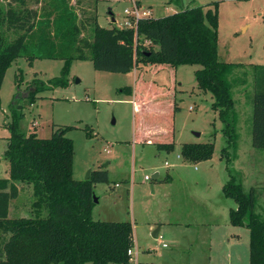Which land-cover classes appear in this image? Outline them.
Masks as SVG:
<instances>
[{
    "label": "rangeland",
    "instance_id": "obj_1",
    "mask_svg": "<svg viewBox=\"0 0 264 264\" xmlns=\"http://www.w3.org/2000/svg\"><path fill=\"white\" fill-rule=\"evenodd\" d=\"M56 1L0 0V8L12 6L22 16L36 12L38 20L46 22L56 18ZM67 1L86 40H91L95 18L102 27L124 28L128 21L125 12L133 9L134 3L141 12H150L151 18H162L182 8H212L217 2L219 60L241 64L230 78L237 149L229 150L232 162L228 164L223 155L227 145L224 126L212 108L214 98L200 90L196 81L200 65L181 66L174 75L171 69L157 75L149 71L148 79L161 84L171 81L169 73L176 79L177 90L172 91L171 102L160 99L145 103L136 113L128 91L121 92L135 86V69L129 74L105 73L97 71L91 61H73L66 84L52 87L50 82L62 77L63 60H36L30 66L25 58H19L8 69L0 92V179L9 176L5 152L14 112L21 116L19 131L25 135L36 132L48 139L59 128L74 127L66 133L74 141V179L85 180L89 171H108L107 183L94 184L98 202L92 217L95 221L132 224L135 261L250 264L249 230L231 224L230 212L237 204L225 197L223 187L234 177L246 192L254 189L257 213L264 218V151L254 148L252 131L253 66H264V0H180L182 8L169 5V0ZM244 26H249L247 31ZM23 33L11 31L6 36L13 40ZM145 46L151 45L145 42ZM17 80L21 82L20 92ZM38 81L45 84V90L32 102L28 90ZM158 93H152L153 99ZM149 139L154 143L147 144ZM157 143H174L175 149L161 151ZM207 143L215 145L211 160L184 161L183 145ZM18 186L19 196L10 205L12 219L33 214L32 187ZM48 214L45 210L42 217Z\"/></svg>",
    "mask_w": 264,
    "mask_h": 264
},
{
    "label": "trees",
    "instance_id": "obj_2",
    "mask_svg": "<svg viewBox=\"0 0 264 264\" xmlns=\"http://www.w3.org/2000/svg\"><path fill=\"white\" fill-rule=\"evenodd\" d=\"M179 3L169 0V4L182 8ZM56 6L55 20L46 22L38 20L36 12L22 16L12 6L0 8V92L8 69L19 58H25L30 66L36 60H63L62 77L51 81L52 87L66 84L73 61H91L97 71L115 74H128L142 65L171 69L174 75L179 66L200 65L196 81L200 90L214 98L212 108L223 123L227 143L223 155L231 164L229 150L236 151L239 136L230 78L241 64L219 60L217 2L212 8H182L162 18H141L132 28H105L95 18L91 40L81 37L77 15L67 0H57ZM11 31L24 33L9 40L6 35ZM146 41L150 47L145 46ZM253 69V146L264 151V66L254 65ZM17 82L20 92L21 82ZM44 87L42 82L32 83L27 97L35 102ZM126 90L128 95L133 94L131 87L121 92ZM173 90V86L139 77L136 113L145 103L160 99L171 102ZM153 92H159L155 99ZM20 120L14 112L5 152L9 179H0V264H133L129 254L134 248L132 224L95 221L92 217L94 184L107 183L108 171L92 172L82 181L74 179V141L66 136L74 127L59 128L51 138L43 139L36 132L21 133ZM153 143L147 140V144ZM157 148L171 152L175 144L157 143ZM214 152L215 145L207 143L185 144L181 153L184 161L201 163L211 160ZM18 184L32 187L33 214L12 219L10 205L19 196ZM223 192L237 204V209L230 212L231 224L249 230L250 264H264V218L256 210L255 190L246 192L243 184L231 177ZM45 210L49 214L42 217Z\"/></svg>",
    "mask_w": 264,
    "mask_h": 264
},
{
    "label": "crops",
    "instance_id": "obj_3",
    "mask_svg": "<svg viewBox=\"0 0 264 264\" xmlns=\"http://www.w3.org/2000/svg\"><path fill=\"white\" fill-rule=\"evenodd\" d=\"M136 1V0H135ZM168 4H169V2H168ZM169 5H171V4H169ZM177 12H179V11H177ZM115 22V21H114ZM249 26H244L243 27V30L244 29H246V31H247V28H248ZM245 31V32H246ZM146 43L147 44H150V42H148V41H146ZM156 49H158V47L156 46ZM182 66H185V65H182ZM179 67H181V66H179ZM178 67V68H179ZM164 70H166L167 71V69H165V68H158V69H153V68H151L150 66H140L139 67V69H137V71H136V69H135V74H134V80L136 79V83L134 82V84H135V86L133 85V86H130L132 89H133V94L132 95H129L130 96V98H131V102L133 103V105H134V108H135V103L137 102L136 101V92H137V81L139 80V77L140 78H142V79H146V80H150V81H153V82H155V83H157V84H159V85H162V86H165V87H171V86H175L176 85V79L174 78L173 79V77H171L170 76V74L168 73V77H169V79H168V77H167V79L168 80H174L175 81V84L174 85H172L171 84V81H168L169 83L168 84H161V83H158V81L157 80H151V79H148V78H150V77H147V73L150 71V72H152V74L153 75H157L159 72H161V71H164ZM138 72H139V74H138ZM129 74V73H128ZM138 76V77H137ZM177 89H176V87H175V91H176ZM134 111L136 112V109H134ZM9 174V173H8ZM157 177H160V175H158L157 174ZM5 179H9V176H8V178H5ZM95 196V195H94ZM96 197V196H95ZM136 262H137V259H136ZM135 262V263H136ZM134 264V263H133ZM136 264H138V262L136 263Z\"/></svg>",
    "mask_w": 264,
    "mask_h": 264
},
{
    "label": "built area",
    "instance_id": "obj_4",
    "mask_svg": "<svg viewBox=\"0 0 264 264\" xmlns=\"http://www.w3.org/2000/svg\"><path fill=\"white\" fill-rule=\"evenodd\" d=\"M133 1L136 2L135 0H133ZM125 14L127 15L128 21L125 22L124 27H127V28L135 27V22H137L141 18H151V13L150 12H147V11L141 12L140 11V7L137 6L135 3L133 5V9H127ZM145 179L149 180V177L147 176ZM165 246L166 245H164V247ZM129 254L132 257V262L135 263L136 261L134 260V250L131 249L129 251Z\"/></svg>",
    "mask_w": 264,
    "mask_h": 264
},
{
    "label": "water",
    "instance_id": "obj_5",
    "mask_svg": "<svg viewBox=\"0 0 264 264\" xmlns=\"http://www.w3.org/2000/svg\"><path fill=\"white\" fill-rule=\"evenodd\" d=\"M115 21V19H113V22ZM196 136H200V134H196ZM91 176V171H89L88 175H87V178L86 179H89ZM94 202L97 203L98 202V199L94 196ZM154 237H157V232L154 234Z\"/></svg>",
    "mask_w": 264,
    "mask_h": 264
}]
</instances>
